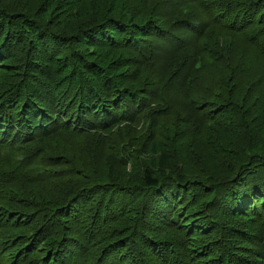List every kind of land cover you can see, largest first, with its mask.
Segmentation results:
<instances>
[{
	"label": "trees",
	"instance_id": "1",
	"mask_svg": "<svg viewBox=\"0 0 264 264\" xmlns=\"http://www.w3.org/2000/svg\"><path fill=\"white\" fill-rule=\"evenodd\" d=\"M0 264H264V0H0Z\"/></svg>",
	"mask_w": 264,
	"mask_h": 264
},
{
	"label": "rangeland",
	"instance_id": "2",
	"mask_svg": "<svg viewBox=\"0 0 264 264\" xmlns=\"http://www.w3.org/2000/svg\"><path fill=\"white\" fill-rule=\"evenodd\" d=\"M253 73H250V77H252ZM212 86H214V88H215L216 86H218V83H212ZM180 147H182V146L180 145ZM241 208H243V206H241Z\"/></svg>",
	"mask_w": 264,
	"mask_h": 264
}]
</instances>
